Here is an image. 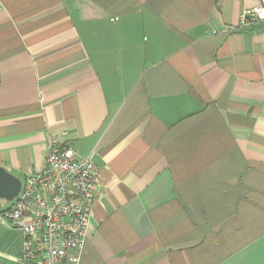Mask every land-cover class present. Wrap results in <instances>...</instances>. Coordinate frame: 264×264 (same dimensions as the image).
I'll return each instance as SVG.
<instances>
[{
	"label": "crops",
	"instance_id": "0c3cea01",
	"mask_svg": "<svg viewBox=\"0 0 264 264\" xmlns=\"http://www.w3.org/2000/svg\"><path fill=\"white\" fill-rule=\"evenodd\" d=\"M258 3L0 0V166L101 170L79 264H264ZM23 239L0 212V264Z\"/></svg>",
	"mask_w": 264,
	"mask_h": 264
},
{
	"label": "built area",
	"instance_id": "2783aa9c",
	"mask_svg": "<svg viewBox=\"0 0 264 264\" xmlns=\"http://www.w3.org/2000/svg\"><path fill=\"white\" fill-rule=\"evenodd\" d=\"M264 25V0L243 16V28ZM101 170L72 145L52 143L45 168L28 174L13 204L4 210L23 233L22 264H79Z\"/></svg>",
	"mask_w": 264,
	"mask_h": 264
},
{
	"label": "water",
	"instance_id": "95a60500",
	"mask_svg": "<svg viewBox=\"0 0 264 264\" xmlns=\"http://www.w3.org/2000/svg\"><path fill=\"white\" fill-rule=\"evenodd\" d=\"M247 29H253L257 32L264 33V25L257 24ZM22 187V180L8 172L4 167L0 166V207L1 200L13 202L18 196Z\"/></svg>",
	"mask_w": 264,
	"mask_h": 264
},
{
	"label": "rangeland",
	"instance_id": "374dc122",
	"mask_svg": "<svg viewBox=\"0 0 264 264\" xmlns=\"http://www.w3.org/2000/svg\"><path fill=\"white\" fill-rule=\"evenodd\" d=\"M13 202H8L6 200H1V208L6 210L8 207H11Z\"/></svg>",
	"mask_w": 264,
	"mask_h": 264
},
{
	"label": "trees",
	"instance_id": "16d2710c",
	"mask_svg": "<svg viewBox=\"0 0 264 264\" xmlns=\"http://www.w3.org/2000/svg\"><path fill=\"white\" fill-rule=\"evenodd\" d=\"M0 212H1V213H3V212H4V210H1V208H0Z\"/></svg>",
	"mask_w": 264,
	"mask_h": 264
}]
</instances>
